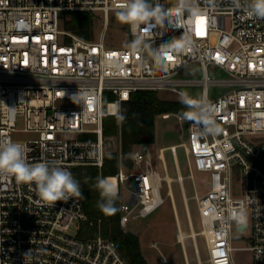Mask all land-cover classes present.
Returning a JSON list of instances; mask_svg holds the SVG:
<instances>
[{
  "label": "built area",
  "instance_id": "1",
  "mask_svg": "<svg viewBox=\"0 0 264 264\" xmlns=\"http://www.w3.org/2000/svg\"><path fill=\"white\" fill-rule=\"evenodd\" d=\"M172 1L151 4L174 10L178 1ZM120 2L0 0V142H19L26 146L29 163L55 161L77 179L78 166H104L108 153L104 119L118 115L121 103L134 91L164 89L180 94L184 93L180 85L200 84L202 96L191 97L215 109L221 132L205 135L188 122L187 140L169 148L177 157L178 147L184 146L196 168L210 174L209 189L198 196L200 216L211 231L209 261L236 264L231 244L235 226L240 234L250 231L247 248L253 264H264V140L260 139L264 134V18L248 15L249 0H239V7L232 0H197L200 17L191 18L187 11L175 13L184 30L167 25L149 29L154 33V49L179 38L183 31L192 40L186 51L172 54L161 68L148 50L132 53L126 45L114 47L105 41L109 13ZM72 11L103 12L102 36L87 38L62 28L61 14ZM192 62L201 64L203 77L177 78ZM209 65L227 78H210ZM212 84L227 88L210 96ZM78 90H93L95 102L73 103L70 97ZM106 95L115 99L107 101ZM169 115L185 120L178 113H164L162 118ZM20 132L32 135L16 140L14 135ZM131 157L137 170L121 164L116 175L105 177L116 179L118 193L121 184L132 179L131 198L120 206L123 227L164 201L162 177L153 166L148 144ZM238 179L242 194L235 197L232 190ZM241 207L247 223L238 226L231 211ZM87 219L84 198L51 205L36 195L34 185L17 183L14 176L0 172V264H131L113 238L79 235Z\"/></svg>",
  "mask_w": 264,
  "mask_h": 264
},
{
  "label": "rangeland",
  "instance_id": "2",
  "mask_svg": "<svg viewBox=\"0 0 264 264\" xmlns=\"http://www.w3.org/2000/svg\"><path fill=\"white\" fill-rule=\"evenodd\" d=\"M178 0H173L176 3ZM154 3V0H149ZM93 23L91 27L92 38L99 39L102 36L104 26V14L101 11L91 13ZM71 12L61 14L60 25L66 27ZM109 26L105 33V41L114 47L125 46L133 38L130 36L126 24H121L115 18V10L109 13ZM210 78L226 79L227 74L212 65L208 66ZM204 71L199 62H192L186 65L177 74V78L200 80ZM180 90L193 97L202 96L200 84L180 85ZM225 85H210L208 93L210 96L219 94L226 90ZM160 97L166 99H181L180 94L170 90H158ZM157 137L160 146L181 144L187 140L188 121H180L176 116L170 118L157 117ZM19 127H23L19 123ZM30 132H20L14 135L16 140H24L31 137ZM73 134H63V137H70ZM264 140V134L260 136ZM107 147L120 150L121 143L119 136H107ZM153 166L158 169L162 177L161 193L164 201L153 212L147 216L132 218L130 223L123 227L137 234L140 238L141 251L149 264H162L166 259L168 264H211L208 254V239L204 233L206 228L200 216L198 196L209 189V173L200 171L194 165L192 156L186 148L180 145L177 149V157L172 151H165L164 166L163 159L157 150L159 146H149ZM143 146L134 147L130 155L142 150ZM178 159V160H177ZM169 173L173 180L166 182L164 176ZM132 179L121 184V200L129 201L132 194ZM233 196L240 197L241 182L238 179L233 186ZM75 232V225L72 229ZM196 233V236L192 234ZM180 233L186 236L180 240ZM250 231L245 230L243 234L234 226L231 233V244L235 247L233 257L236 264H253V254L247 246L250 245ZM199 251L197 250V244Z\"/></svg>",
  "mask_w": 264,
  "mask_h": 264
},
{
  "label": "clouds",
  "instance_id": "3",
  "mask_svg": "<svg viewBox=\"0 0 264 264\" xmlns=\"http://www.w3.org/2000/svg\"><path fill=\"white\" fill-rule=\"evenodd\" d=\"M239 7V0H232ZM248 15L264 18V0H249L247 4ZM187 11L191 18L202 15V9L197 0H178L176 8H165L164 5L149 3V0H121L115 8V18L121 24L129 25L130 31L135 37L126 46L132 53H141L148 50L149 55L157 67H163L164 62L179 55L191 46L192 40L185 35V31L179 38L161 44L154 49L152 45L154 33L151 28L164 29L166 25L172 29H183L179 15ZM144 26L143 28L141 26ZM142 35H137V32ZM116 67H119L116 65ZM180 103L184 109L178 115L188 122L190 127L199 129L205 135H217L221 132L220 125L215 119V109L205 100L193 98L188 93H180ZM77 105H87L91 100L95 102L93 90H78L70 97ZM118 118L123 121L126 116L118 112ZM202 125V128L200 127ZM25 147L19 142L6 140L0 142V172L14 176L17 183L34 185L36 195L44 202L54 205L57 201L67 202L70 198H84L80 182L70 171L63 168L55 161H43L29 163L25 155ZM92 179L85 178V183ZM93 187L99 191L101 197L97 201V207L107 215H114L119 209L115 206L118 197V189L108 178L97 176ZM215 211L214 209L212 210ZM231 219L236 224L247 223V213L243 207L231 211ZM259 259V256L257 257Z\"/></svg>",
  "mask_w": 264,
  "mask_h": 264
},
{
  "label": "trees",
  "instance_id": "4",
  "mask_svg": "<svg viewBox=\"0 0 264 264\" xmlns=\"http://www.w3.org/2000/svg\"><path fill=\"white\" fill-rule=\"evenodd\" d=\"M93 16L89 12L72 11L66 27L76 33L90 38ZM114 95H106V100H114ZM184 106L180 100L160 97L157 90L140 89L134 91L129 100L121 103L120 113L126 116L121 121L118 115H109L104 119L105 136H119L121 149L107 153L104 166L100 169L93 165H81L75 172L80 182L84 196V206L88 219L82 223L79 235L84 238L98 234L113 238L119 249L128 258L131 264H149L141 251L140 238L137 234L123 228L121 217V194L115 201L119 209L114 215H107L97 207L101 199L99 191L93 187L97 176L106 177L115 175L123 162L128 168L133 167L130 153L138 144H153L156 140V119L164 113H180ZM120 155L122 157L120 158ZM90 177L88 183L85 178Z\"/></svg>",
  "mask_w": 264,
  "mask_h": 264
},
{
  "label": "crops",
  "instance_id": "5",
  "mask_svg": "<svg viewBox=\"0 0 264 264\" xmlns=\"http://www.w3.org/2000/svg\"><path fill=\"white\" fill-rule=\"evenodd\" d=\"M178 100H180V99H178ZM169 113H173V112H169ZM161 117H162V115H160ZM159 117V116H158ZM157 120V119H156ZM120 143H121V139H120ZM155 145H157V146H159L158 147V151H159V156H164L165 155V151L167 150V149H169V147L171 146V145H174V144H171V145H166V146H160L159 145V143H158V137H157V123H156V140H155V142L153 143V144H148V146H155ZM138 146H143V144H138V145H136V147H138ZM135 147V146H134ZM150 148V147H149ZM111 150H115V149H111ZM108 152H109V150H108ZM131 156V155H130ZM122 157V155H120V158ZM133 160V159H132ZM121 164H123V162H121L120 163V166H121ZM127 169H129V170H137L138 169V167L134 164V162H133V167L132 168H128L125 164H123ZM120 166H119V168H120ZM119 170V169H118ZM158 170V169H157ZM118 172V171H117ZM116 175V174H115ZM109 176H114V175H109ZM119 194H121V188H120V193ZM123 201L121 200V203H122ZM122 225V224H121Z\"/></svg>",
  "mask_w": 264,
  "mask_h": 264
},
{
  "label": "bare ground",
  "instance_id": "6",
  "mask_svg": "<svg viewBox=\"0 0 264 264\" xmlns=\"http://www.w3.org/2000/svg\"><path fill=\"white\" fill-rule=\"evenodd\" d=\"M112 108H115V106L112 105ZM169 117H170V115H169ZM163 180L166 181V182H169V181L173 180V177L169 173H167L164 176ZM109 182L112 183L114 186H116V184H115L116 183V179L114 177H110L109 178ZM204 233L207 235L208 242H210L211 241V231L209 230V228L206 227V230H205ZM192 235L196 236V233L194 232V234H192ZM185 237L186 236L184 235V233H180V240L183 241L185 239ZM197 250L199 251L198 244H197Z\"/></svg>",
  "mask_w": 264,
  "mask_h": 264
},
{
  "label": "snow or ice",
  "instance_id": "7",
  "mask_svg": "<svg viewBox=\"0 0 264 264\" xmlns=\"http://www.w3.org/2000/svg\"><path fill=\"white\" fill-rule=\"evenodd\" d=\"M198 34H199V32H198ZM114 55V54H113ZM172 59V57H169V60H171Z\"/></svg>",
  "mask_w": 264,
  "mask_h": 264
}]
</instances>
